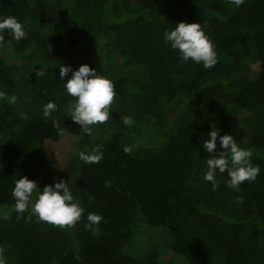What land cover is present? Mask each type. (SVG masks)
<instances>
[{"label":"trees","instance_id":"obj_1","mask_svg":"<svg viewBox=\"0 0 264 264\" xmlns=\"http://www.w3.org/2000/svg\"><path fill=\"white\" fill-rule=\"evenodd\" d=\"M0 16L28 22L25 39L7 31L0 39L7 47L0 91L17 97L15 104L0 99L4 264H164L167 254L187 264H264V0L239 7L231 0H0ZM179 21L205 26L218 56L213 67L182 62L164 43L165 29ZM83 63L116 91L109 120L91 135L65 113L72 97L59 79V65ZM49 100L57 110L45 118ZM213 124L251 149L259 166L238 191L225 183L227 172L217 173L215 190L203 179L211 154L202 140ZM110 125V137L93 139ZM96 145L99 163L78 158ZM22 175L41 188L68 181L84 208L80 220L62 228L15 212L12 188ZM90 212L103 217L93 228ZM144 225L170 237L164 251L126 250Z\"/></svg>","mask_w":264,"mask_h":264},{"label":"clouds","instance_id":"obj_2","mask_svg":"<svg viewBox=\"0 0 264 264\" xmlns=\"http://www.w3.org/2000/svg\"><path fill=\"white\" fill-rule=\"evenodd\" d=\"M231 2L239 7L244 0H231ZM27 23V21L18 20L15 16H0V39L3 38L5 31L17 42L25 39L28 37ZM163 39L166 45L178 52L182 62L192 61L202 64L206 69L218 62L214 43L206 33L205 26L199 22L179 21L173 27L165 29ZM69 73H71L70 76ZM36 75L38 78L43 76V69H39ZM59 79L63 82L67 95L72 97V101L64 106V111L80 125L85 134L91 135L93 126L104 124L109 120L110 106L116 96L114 81L111 78L99 73L88 63H83L77 69H73L70 64L59 65ZM0 99H6L9 104H15L17 97L7 96L0 91ZM56 110L57 104L49 100L43 105L42 114L48 118ZM21 115L27 119L26 114ZM122 120L128 126L134 123L133 117L129 115L123 116ZM220 131L221 129L213 124L207 138L202 140L204 152L211 154L205 161L206 170L203 173V179L211 182L215 190L218 186L217 173L227 172L228 179L225 183L238 191L244 181L255 180L260 169L252 163L251 149L242 147L231 133L220 135ZM124 151L129 152L131 148L125 146ZM102 157L100 145H96L89 152L78 153V158L85 164L99 163ZM12 197L15 200L12 205L15 212L29 211L30 215H35L39 220L62 228L75 225L84 212L68 181L63 179H57L53 184L41 188L37 181L22 175L15 180ZM102 219L100 214L90 212L86 227L93 228L94 225H99ZM0 264L4 262L0 260Z\"/></svg>","mask_w":264,"mask_h":264},{"label":"rangeland","instance_id":"obj_3","mask_svg":"<svg viewBox=\"0 0 264 264\" xmlns=\"http://www.w3.org/2000/svg\"><path fill=\"white\" fill-rule=\"evenodd\" d=\"M6 45H0V58L4 57L6 53ZM143 76L141 75V78ZM115 130L114 126L110 125L109 128L98 129L93 133L94 140H104L111 136L113 131ZM170 241V237L166 234V232L160 230L159 228H151L149 226H143L141 228L140 233L137 236V242L135 247L127 246L126 250L132 254H137L142 252L143 250L150 249L155 246L160 248V250L164 251L166 245ZM167 253V252H166ZM166 253H164L166 255ZM164 255V256H165ZM167 257H164V264H187L186 260L177 255L167 254Z\"/></svg>","mask_w":264,"mask_h":264}]
</instances>
